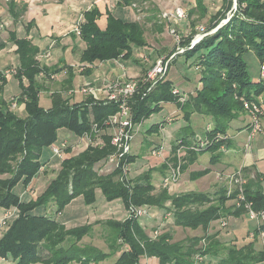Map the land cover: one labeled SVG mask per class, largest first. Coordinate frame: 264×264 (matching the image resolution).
Wrapping results in <instances>:
<instances>
[{
	"label": "trees",
	"instance_id": "trees-1",
	"mask_svg": "<svg viewBox=\"0 0 264 264\" xmlns=\"http://www.w3.org/2000/svg\"><path fill=\"white\" fill-rule=\"evenodd\" d=\"M144 1L118 0V5L133 7L137 4L134 9L138 12V6ZM224 2V11L210 17L209 25L204 29L207 36L201 42L190 49L196 31L191 33L188 41L180 42L182 48H187L182 55L186 62L198 55L195 66L200 71V87L188 96L183 93L186 100L181 103L180 97L172 93L175 88L171 80L165 78L150 94L146 93V87L141 86L130 101L135 125H142L152 115L160 113L163 104L174 103L182 111L186 121L193 115L213 119L215 128L207 132L208 135L204 138H215L217 135H227L229 124L246 113L245 101L256 102L264 94V80L261 78V67L264 66V0ZM196 3L197 9L191 10L189 16L197 12L200 14L199 20H202L207 16L208 9L204 0H196ZM235 3L238 9L234 17L215 32L214 29L226 18ZM104 15L106 26L102 28L99 21ZM83 17L80 39L86 48L80 59L82 65L128 61L134 56L135 49L149 45L141 19L126 22L110 12L103 14L98 8L84 13ZM13 18L14 21L18 20L20 14ZM11 34L10 39L17 47L16 54L20 63L14 75L19 81L21 91L16 101L17 105H25L27 117L21 118L14 112L13 104L16 101L10 103L0 95V211L18 212L17 218L0 237L1 259L13 260L17 264H96L104 259L106 255L99 249L93 246H79L90 232L91 225L67 229L54 219L55 217L33 215L37 208L47 207L50 203H54L57 211L61 212L78 197H83L85 204L92 206L96 203L97 190L101 191L109 203L121 200L127 213L132 206L165 209L174 219V225L184 229L208 230L211 223L225 218L230 213L231 208H226V203L231 198L237 199L236 193L228 197V193L223 190L212 199L210 195L195 192L171 195L164 186L156 192L154 173L151 170L142 178L133 181L125 177L122 180L123 175L118 169L108 175H99L98 171L102 166L100 164L105 163L115 152L111 145L112 135L107 130H110L108 120L118 113L119 104L107 100L96 101L92 97L78 102L73 101L72 97L64 99L59 92L52 95L53 107L44 109L40 105V97L45 87L39 78L44 75L49 79L60 70L42 66L38 62L39 49L32 41L18 39L14 33ZM73 34L76 38L77 35L74 32ZM175 52L176 50L172 51L167 57ZM250 52L256 55L260 63V78L257 81L252 80L245 60V56ZM68 68L69 75L64 81V88L67 90L73 87L76 78L74 67ZM92 72L91 67L81 74L90 76ZM0 80V93H3L7 78L0 74ZM161 125L152 126L147 131L148 134L158 133ZM95 126L97 129H94ZM60 131L71 133L78 139L88 136L97 145L90 144L77 156H70L71 147L65 149L67 157L62 160L59 175L50 182L44 194L36 200L23 203L21 197L15 193V187L21 183L25 184V189L30 187L33 179L50 161H44L42 158L45 151L49 150L51 153L50 147L58 142ZM180 140H183L185 145L192 141H188L187 137ZM227 144L221 141L206 151L216 152ZM176 150L174 144L173 156L168 158V161L178 166ZM128 162L131 165L134 157L131 156ZM180 164L183 171V158L180 159ZM163 167L168 168L166 163ZM205 174L207 171L195 178H201ZM245 196L246 200L253 204L254 210L264 211V193L260 188L253 189L248 184L245 187ZM168 204L170 208L167 207ZM232 214L239 217L246 214V210L243 206H238ZM105 225L110 227L106 242L112 251L117 252L126 247L121 250L115 264H140L144 258H156L159 264H206L208 255H211L212 245L205 236L176 242L170 233L160 234L155 231L157 236L155 237V233L150 236L145 226L140 223V218L135 217L124 221H106ZM69 239H73L74 243L65 246ZM257 243L253 240L242 248L236 245L227 248V256L221 264L264 262V250H257ZM40 248L46 250L44 257L39 253ZM198 256L203 257L202 263L197 261Z\"/></svg>",
	"mask_w": 264,
	"mask_h": 264
},
{
	"label": "crops",
	"instance_id": "crops-1",
	"mask_svg": "<svg viewBox=\"0 0 264 264\" xmlns=\"http://www.w3.org/2000/svg\"><path fill=\"white\" fill-rule=\"evenodd\" d=\"M0 6V52H3L0 53V55L4 54L0 56V63H4L5 66H7V61H11L12 59L18 60V55L16 54L17 47L10 39L12 35L11 33H14L18 39L31 40L39 49L40 53L38 55V62H40L42 66L52 70H60L56 75L57 78H61L60 81H65L69 75L68 67L71 65L67 61V57L69 55H77L81 57L86 48L85 43L81 41L80 37L75 38L73 34L74 27L83 22L84 13L91 11L94 8H98L103 14L110 12L115 17L126 22L128 19H131L130 22L139 21L141 19V15L138 14L139 11L137 12L134 7H129L132 9H128L127 7L119 6L118 0H0ZM17 14H20V18L14 21L13 17ZM2 24H10L7 31H5V29L1 30ZM99 25L102 28L106 26V15H104L101 21H99ZM134 51L136 53L138 52V49H135ZM166 56L168 55L161 56L160 58ZM79 63L81 64V61ZM124 64L123 60L106 62L102 66H100L99 63H95L97 66L93 68V72L90 76L82 74L80 76L74 71L75 75H77L75 79L79 76L80 78H85L86 82H83L84 85L92 84L96 87H103L106 81H113L121 78L124 80L138 79L142 76L143 70L141 72L135 71L130 67H125ZM72 67L75 68L76 66ZM118 68H120L121 71H119ZM90 78H93V81H91ZM100 97H105V94H101ZM259 99L263 102L260 104L264 106V94ZM199 116L200 115H193L189 121H186L185 119H183V121H177L174 117L175 121L171 124L168 122L164 125H161V123L159 124L161 127L157 134L161 133L164 135L161 144H163L165 148L167 147L168 152L170 147L173 148L177 140L185 137L188 138V141H190V139L196 141V138L203 139L208 135L207 129H214L215 126L213 119L201 123V120L198 118L204 116ZM169 117L172 116H166L165 120ZM248 126L249 117L242 114L229 124L226 133L230 137V140L225 148H220L216 152L209 150L200 154L195 153L194 155H191L189 152L184 153L183 166H185V168L182 171L181 176L182 179H184V182L182 183L183 187L189 186L191 192L198 191L206 194L214 193V197H216L221 191L225 190L229 197L236 193L237 190V186L234 184L232 178L241 173L247 182L246 186L249 184L253 189L260 188L264 193V177L261 176L264 175V120L261 131L250 141V130L248 129ZM165 131L168 135L167 139L170 140L169 145H171L170 143L172 141L174 142L171 146L167 145L165 140L166 135L164 134ZM88 146L89 145L84 147L81 151H73L70 156L79 155L85 151ZM153 149L154 148H152L151 151ZM166 157L170 158V155L167 154ZM57 159L59 158H51L50 162H48L44 168V174L48 172L50 164L54 163ZM164 164L165 163L160 165V167L153 169V175L157 172L162 174V182L164 178L167 177L169 170L168 168L166 169L163 167ZM206 171L207 174L203 177L195 178L198 174ZM258 175H260V179L258 178ZM153 180H155V177H153ZM182 185L178 184L177 187ZM97 193H101V191H98ZM82 199L83 197L76 198L69 204V206L80 202ZM31 200H34V198L30 196V193L28 194L27 188L21 197V201L27 203ZM115 202H120V200ZM111 204H113V202L109 203L107 201L101 204L104 211H100L97 207L94 208V211H91V206H87L89 207V210L87 209V214L90 213L89 216H87L85 212V219H87L86 222L88 223L87 225L98 223L105 219L108 220L107 216L114 214L113 207H110ZM237 207V200L235 198H231L227 201L226 208H231V211H229L230 213L225 218L216 221V223L220 224L222 229H235L245 225V222L250 221L247 217V213L239 217L232 214ZM46 208L50 212H53V209H57V206L54 203H50ZM65 210L58 217H55V219L67 228L69 227L67 226L68 224L62 220L65 215ZM150 212L153 213L151 210ZM223 222L226 223V226L224 227H222ZM214 223L215 222L212 224L214 225ZM175 228L178 229L179 227L176 226ZM214 229H216V227H214ZM155 231L159 232L158 230ZM250 232L251 231H249V233ZM205 237L210 240L212 245H210L211 255H208L206 264H221L222 260L226 258V247L236 245L239 248H242L253 241L251 238L250 242L243 243L227 241L222 235H220V233L215 232H208ZM103 239L105 242L107 241L105 235ZM256 248L257 250H262L259 243H257ZM144 260H147V264L148 261H150L148 258H144ZM151 260L156 261L157 259L152 258ZM2 262H4V260H2Z\"/></svg>",
	"mask_w": 264,
	"mask_h": 264
},
{
	"label": "rangeland",
	"instance_id": "rangeland-1",
	"mask_svg": "<svg viewBox=\"0 0 264 264\" xmlns=\"http://www.w3.org/2000/svg\"><path fill=\"white\" fill-rule=\"evenodd\" d=\"M204 4L206 8L208 9L207 16L199 20V13H194L192 16L190 15V11L193 9H197L196 0H145L143 4L138 6V11L141 15V21H143V25L146 30V38L148 40V46L146 48L138 49V52L134 53V56L131 60H123V63H125V67H130L131 69H134L135 71H142V76L144 77L148 71H150L155 63L158 61V59H161V56L169 55L172 51L176 50L178 51V47L182 49L181 44H178L176 41V38L172 34V30H176L177 35L179 37V40L188 41V37H190L191 33L193 31H196V36H202L200 42L207 36V34L204 32V29L209 25V19L211 16L216 15L219 11H224V0H204ZM183 8L187 13V18L179 23L178 25H170L169 23L165 22L162 19V15L166 12L173 11L176 8ZM128 9H132L127 7ZM1 9V6H0ZM237 3H235L231 9V11H228L226 18L222 19L218 26L214 29L215 32H217L219 29L224 27L229 23V21L234 17V14L237 12ZM131 11V10H130ZM0 17H1V10H0ZM3 21V20H2ZM131 19H128L127 22H130ZM134 22V21H132ZM4 24H2V29H5L7 31L10 24H8V27H3ZM104 26V24H103ZM213 32V33H215ZM196 36L191 40V44L193 40L196 38ZM204 36V37H203ZM78 37V36H77ZM81 43V42H80ZM82 44V43H81ZM189 48V47H188ZM183 49H186L183 47ZM1 50V48H0ZM80 52V51H79ZM3 53V52H0ZM78 54V53H77ZM4 55V54H2ZM0 55V56H2ZM177 56L175 60L172 61V66L170 67L166 80L173 81V88L180 90L182 93H185L187 96L189 93H193L197 88L200 87L199 80H200V71L195 66V62L198 58V55H195L192 57L188 62H186L185 57ZM167 57V56H166ZM164 57V58H166ZM81 57L80 56H68L67 61L71 66H76L74 69L77 74L81 76V68L82 64L79 62ZM245 60L249 67V73L252 77L253 81H257L260 78V63L257 59L256 55L253 52L248 53L245 56ZM80 64V65H79ZM4 63H0V74H3L4 72L8 70H14L18 69L20 67L19 59H12L11 61H7V66H5ZM140 68V69H139ZM119 71L120 68H118ZM77 76V75H76ZM7 80V85L4 88L3 93H0L1 96H3L7 101L10 103L13 101H16L18 96L20 95V85L19 81L15 78L14 75H9ZM67 78V77H66ZM61 78H56L54 80L43 78L39 79L40 83L44 84V91L41 94L40 99V105L46 109L49 110L53 107L52 105V95L55 93H61V96L64 99H69V97H72L73 101H81V99H85L86 96H79L77 94H74L72 96L69 95L70 90L78 89L81 85H84L86 80L85 78H80L79 76L77 79L73 82V87L71 89L64 88V81H60ZM91 81H93V78H90ZM129 80V79H128ZM163 82V81H162ZM1 84V80H0ZM71 100V102H73ZM247 102V101H245ZM255 102V101H252ZM17 103V101H16ZM255 103H263L258 99ZM162 111L160 113L152 115L148 120H146L142 124V128L140 129V132L137 136V138L134 141L133 145V157L134 162L129 167V174L128 179L138 180L142 178L146 173L148 174L150 169L151 171H154L153 169L156 167H160V165L163 164L162 159L155 158L151 154V149L160 146L161 140H163L164 135L155 133L154 135H150L147 133V131L153 126L157 124H166L167 119L165 120V117L168 115H171L172 117H175L177 121H183V113L181 110H179L178 106L174 103H165L162 105ZM263 111H264V106ZM14 112L17 113L18 116L21 118L27 117V112L25 105L19 106L17 105V108L14 109ZM244 110L245 105H244ZM245 115H248V113H244ZM242 115V114H241ZM200 117V116H199ZM201 120V123H204L206 121H209L211 118L209 117H201L198 118ZM261 126L263 127V120H264V114L261 115ZM250 117H249V123H250ZM215 126V124H214ZM215 128V127H214ZM212 130V128H209ZM110 134H113L112 129L107 130ZM165 140L167 142V145H169V141L167 138L166 131L164 132ZM198 141V138H196ZM67 141L69 144V147L72 148L71 155L73 151H81L84 147L89 145V141L86 138H76L71 133H66L64 131L59 132V139L58 142L55 144L56 146H60L62 142ZM171 145L174 144L172 141L170 143ZM169 145V146H171ZM144 147V148H143ZM170 155L168 151L165 152L164 156ZM67 157L66 153L64 155V159ZM44 161L51 160V153L49 150L45 151L43 158ZM50 162V161H48ZM62 165V160L57 159L54 163H51L48 169V172L44 174V170L42 173L37 175L31 184L30 187H28V194L30 193V196L34 198L35 200L45 193L47 190L50 182L54 180L60 173ZM100 165H104V162ZM101 166V168H102ZM110 170L109 167L104 168L102 173H99V175H108L109 172H106ZM107 173V174H106ZM156 173V172H155ZM162 174L156 173L153 175L155 177V180H153V183L156 187V192H159L161 188H163V182L161 179ZM117 180V179H116ZM201 180V179H200ZM184 182V179L182 177L176 184H172L169 187V192L171 195H180V194H186V193H201L198 191H190V187H183L182 183ZM182 185L178 186L177 185ZM182 187V188H181ZM15 193L22 197L23 193H25V184H19L15 187ZM100 190H97L98 192ZM206 194V193H203ZM210 195L212 199H215L213 194H207ZM101 193L96 194V203L91 206V211H94V208H99L100 211H104V208H102L103 203H105L106 200ZM119 201V200H118ZM115 202V201H114ZM110 205V207H113L114 214L111 216H107L108 220H101V222L93 223L90 227V232L88 235L82 239V241L79 243V246H93L97 249H99L106 257L96 264H115L116 261L119 259L121 255V250L126 249V247L120 248L119 251L113 252L110 248L109 244L105 242V237H109L110 235V227L105 225L106 221H124L126 219H129V214L127 213V210L123 204V202L120 200V202H115ZM85 203L84 198L80 200V202L75 203L71 206H66L61 212H58L57 209H53V212L49 211L45 206H40L37 208L33 215L37 217L41 216H49V217H58L65 209V215L62 218L65 223H67L69 227L67 229H73L78 228L81 226H85L88 223L86 222V214L88 213L89 207H87ZM86 205V206H85ZM170 208V204L167 206ZM88 209V210H87ZM150 210L153 212L151 213ZM157 211V212H156ZM86 212V214H85ZM156 212V213H154ZM3 210L0 211V218L2 217ZM90 214V213H89ZM87 214V216H89ZM106 218V217H105ZM166 218V219H165ZM172 217L168 215L167 210H158L155 208H149V211L147 214H145L143 217L140 218V223L145 226L147 232L150 233L151 236L154 235V231L158 230L160 233H170L173 237L174 242L186 240L188 238H203L206 236L208 232H215L220 233L225 240L227 241H237V243H243V242H250L251 239L248 236L249 231H252V229L256 228L255 223L252 222H245V225H242L238 228L231 229L226 228L222 229L219 223H216L214 221V225L211 223L208 230H205L203 228H198L196 230L193 229H184V228H178L176 229L174 225V219H171ZM55 219V218H54ZM78 225V226H77ZM174 225V226H173ZM216 227V229H214ZM1 237V235H0ZM103 240V242H102ZM71 243H74L73 239H69L65 246H69ZM106 243V244H105ZM122 242H118L120 244ZM231 247L228 246L225 249V256H227V248ZM41 257H44L46 254V250L43 248H40L39 250ZM118 257V259H117ZM4 260V262H2ZM144 260V259H143ZM141 262V264H147V260H144ZM0 264H17V262L13 260H7V259H1L0 258ZM148 264H159V262L148 261ZM257 264H264V263H257Z\"/></svg>",
	"mask_w": 264,
	"mask_h": 264
},
{
	"label": "built area",
	"instance_id": "built-area-1",
	"mask_svg": "<svg viewBox=\"0 0 264 264\" xmlns=\"http://www.w3.org/2000/svg\"><path fill=\"white\" fill-rule=\"evenodd\" d=\"M134 8H137V4L133 5ZM187 18V13L183 8H176L173 11L166 12L162 15V19L169 23L170 25H178L182 21H184ZM80 23L77 24L73 32L80 37L81 36V27ZM3 27H8V24H4ZM2 28V27H1ZM174 37L176 38V41L178 44L180 43L179 37L177 35L176 30L171 31ZM202 36H196V38L193 40L191 47H194L197 43H199ZM204 37V36H203ZM185 53V49H180L178 47V51H176L173 55L167 58H161L158 59V61L155 63L154 67L147 72V74L138 79H130V80H124V79H116L113 81H106L103 87H96L92 84H86L78 89L71 90L69 92V95L72 96L74 94H77L79 96H86V97H92L96 101H110L115 102L119 104V111L116 115L111 116L108 120V126L110 129H112L113 134L111 145L114 147L115 152L109 156V158L105 161L102 168L98 171L99 173H102L104 168L109 167L110 170L106 171L112 173L115 170H121V173L123 175L122 180L124 177L128 180V174H129V167L130 164L128 162V159L133 156V145L134 141L137 138L140 129L142 128V125H135L132 120V114H131V106L130 101L133 99V97L139 92V89L141 86L146 87V93L150 94L152 93L156 87L164 81V79L167 76V73L171 67L172 61L178 56ZM111 62V61H110ZM106 62L99 63L100 66H102ZM97 65H82L81 72L84 71L86 68H95ZM16 70H8L1 74L4 77H7L9 75H15ZM46 78V76L41 75L39 79ZM56 78V75L50 76L49 79L54 80ZM261 78L264 80V66L261 67ZM173 95L180 97V102H185V97L183 96V93L178 90H173ZM105 94V97L101 98L100 95ZM245 109L250 117V136L249 141L253 139L256 134H258L261 129V115L264 114L263 107L259 105V103L255 102H245ZM13 108H17V103L13 104ZM175 121L174 117H169L167 119V122L169 124L173 123ZM94 129H97V126L94 127ZM210 129H207V132H210ZM95 132H97L95 130ZM86 139L90 142V144H95L91 141L90 137L86 136ZM230 137L228 135H217L215 138H203L198 139V141L194 140L191 141L189 145H185L183 140H177L175 142L176 144V154L175 156L177 159H179V165L175 166L173 163L168 161V158L164 156L165 150L167 151V147L165 148L163 144H161L158 147H154V149L151 151V154L155 158L162 159L163 163H166L168 166V175L163 180V186L165 188H168L172 184H176L181 176H182V170H181V164L180 159L183 158L184 153L186 152H194V153H202L209 148H211L214 144L219 143L221 141L229 142ZM162 143V142H161ZM97 145V144H95ZM101 145V144H100ZM69 147V144L67 141L62 142L60 146L52 145L50 147L52 157L64 159L65 155V149ZM173 148L170 147L169 154L170 157L172 155ZM44 168L41 169L42 173ZM45 171V170H44ZM107 174V173H106ZM234 184L237 186L236 195H237V206H243L246 210L247 217L250 221L255 223L256 228L250 233V238L252 240H256L261 247L264 250V211H256L253 208V204L251 202H248L246 200L245 196V186H246V180L244 176L239 173L236 177L232 178ZM231 195V194H229ZM149 209L147 207H131L128 211L129 217L132 218L135 217L137 219L143 217L145 214H147ZM18 216L17 210H7L3 212L2 217L0 218V235H2L3 232H5L8 229V226L10 223L15 220ZM226 226V223H222V227ZM158 233H155V237ZM198 262H203V257L198 256L197 257Z\"/></svg>",
	"mask_w": 264,
	"mask_h": 264
}]
</instances>
